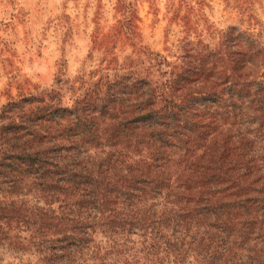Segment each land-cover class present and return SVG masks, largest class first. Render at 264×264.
Masks as SVG:
<instances>
[{
  "label": "trees",
  "instance_id": "1",
  "mask_svg": "<svg viewBox=\"0 0 264 264\" xmlns=\"http://www.w3.org/2000/svg\"><path fill=\"white\" fill-rule=\"evenodd\" d=\"M137 52L0 106V264H264V42Z\"/></svg>",
  "mask_w": 264,
  "mask_h": 264
},
{
  "label": "rangeland",
  "instance_id": "2",
  "mask_svg": "<svg viewBox=\"0 0 264 264\" xmlns=\"http://www.w3.org/2000/svg\"><path fill=\"white\" fill-rule=\"evenodd\" d=\"M230 25L264 42V0H0V106L56 77L93 79L111 56L144 72L136 45L172 61L185 33L213 45Z\"/></svg>",
  "mask_w": 264,
  "mask_h": 264
}]
</instances>
